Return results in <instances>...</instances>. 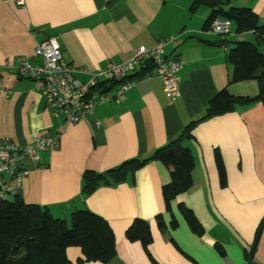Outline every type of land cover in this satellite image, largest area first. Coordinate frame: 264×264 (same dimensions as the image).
Segmentation results:
<instances>
[{
	"label": "crops",
	"instance_id": "0c3cea01",
	"mask_svg": "<svg viewBox=\"0 0 264 264\" xmlns=\"http://www.w3.org/2000/svg\"><path fill=\"white\" fill-rule=\"evenodd\" d=\"M18 1L0 0V86L12 90L8 97L0 95V142L24 148L42 136L59 138L55 149L41 154L39 165L24 160L29 174L20 195L26 204L45 207L67 224L73 213L86 209L104 219L115 236V256L109 262L87 261L79 247L67 248L68 260L264 264L262 101L196 124L193 138L184 143L194 161L192 186L169 209L163 187L171 181L170 170L159 161L144 165L123 183L101 185L90 194L82 190L85 172L104 174L125 161L146 159L177 139L221 91L235 98L258 97V79L230 82L228 57L235 41L262 45L257 37L237 34L235 28L227 35L212 33L205 29L209 8L191 10L192 0ZM223 2L251 9L264 25V0ZM50 37L61 44L65 63L91 72L124 63L139 47L152 49L160 40L176 37L165 52L183 61L179 91L170 96L161 79H142L119 102L98 105L77 124L54 119L33 81L14 71L18 59L40 64L35 48ZM78 78L86 82L88 75ZM115 87L111 84L110 95ZM184 211L197 220L198 231L189 226ZM138 219L149 226L148 247L126 236Z\"/></svg>",
	"mask_w": 264,
	"mask_h": 264
},
{
	"label": "trees",
	"instance_id": "16d2710c",
	"mask_svg": "<svg viewBox=\"0 0 264 264\" xmlns=\"http://www.w3.org/2000/svg\"><path fill=\"white\" fill-rule=\"evenodd\" d=\"M225 5L223 0H192L191 10L200 6L209 8L205 29H210L216 20H228L237 34L252 33L258 42L264 44V25L259 24L257 15L246 7ZM233 44L228 56L233 65L230 82L258 79L261 84L258 97L235 98L228 91H221L209 103L203 117L188 124L177 139L156 149L148 158L125 161L104 174L85 172L83 193L90 194L101 185L123 183L152 161H159L170 170L171 181L163 187L167 209L172 200L187 192L193 182L194 161L184 143L193 138L196 124L233 111L238 106L257 101L264 103V54L259 51L260 45L241 41ZM145 71L134 77L143 76ZM184 215L189 226L198 231L197 220L187 211ZM259 230L251 254L257 245ZM126 236L131 241H140L145 247L151 242L149 226L139 219L133 222ZM69 247H79L87 261L107 263L115 256V236L104 219L86 209L73 213L70 224H67L64 220L55 219L45 207L26 204L20 194L7 200L0 199V264H73L66 255Z\"/></svg>",
	"mask_w": 264,
	"mask_h": 264
},
{
	"label": "built area",
	"instance_id": "2783aa9c",
	"mask_svg": "<svg viewBox=\"0 0 264 264\" xmlns=\"http://www.w3.org/2000/svg\"><path fill=\"white\" fill-rule=\"evenodd\" d=\"M18 4L22 5L23 1ZM231 25L228 20H216L211 32L217 35L230 34ZM176 39H162L152 49L139 47L124 63L109 64L105 70L91 72L65 63L61 44L55 37H50L35 48V56L40 59V64L18 59L14 71L33 81L45 100L46 110L54 119H62L70 125L77 124L91 116L98 105L109 101L119 102L142 79L157 77L161 79L166 93L177 95V74L183 68V61L169 58L165 52L166 47ZM142 71L146 73L141 78L134 77ZM79 74L88 75V80L81 81ZM111 84L116 85L114 95L109 94ZM0 87L1 96L11 95V89ZM58 139V136H42L24 148L17 147L10 140L0 142V199L7 200L21 193L23 182L29 174L23 168L24 160L39 165L41 154L55 149Z\"/></svg>",
	"mask_w": 264,
	"mask_h": 264
},
{
	"label": "rangeland",
	"instance_id": "374dc122",
	"mask_svg": "<svg viewBox=\"0 0 264 264\" xmlns=\"http://www.w3.org/2000/svg\"><path fill=\"white\" fill-rule=\"evenodd\" d=\"M19 1H23V0H19ZM19 1H18V2H19ZM252 38H253V37L248 36V40H249V41H252ZM260 47H263V48H260V49H261V52H264V44L260 45ZM33 142H34V141H33ZM23 168H24V167H23ZM24 169H25V168H24ZM9 199H11V198H9Z\"/></svg>",
	"mask_w": 264,
	"mask_h": 264
}]
</instances>
